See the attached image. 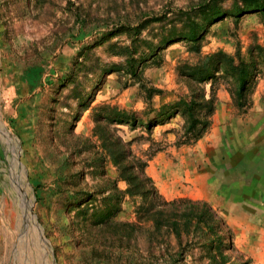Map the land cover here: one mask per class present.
I'll use <instances>...</instances> for the list:
<instances>
[{
    "label": "rangeland",
    "instance_id": "374dc122",
    "mask_svg": "<svg viewBox=\"0 0 264 264\" xmlns=\"http://www.w3.org/2000/svg\"><path fill=\"white\" fill-rule=\"evenodd\" d=\"M235 4L246 13L236 15ZM242 4L0 0V264H264V11L256 0ZM213 9L220 15L203 23ZM179 10L195 13L199 52L184 36L193 25L183 24ZM165 11L172 22H152L134 44L136 56H149L163 30L173 34L142 64L144 83L160 90L149 99L115 54L131 43L128 35L114 33L112 46L97 42L127 13ZM219 50L248 64L242 93L224 56L204 58ZM200 74L208 76L206 97L213 84L216 107L193 144H174L184 131L180 110L150 134L95 121L92 108L102 104L158 108L188 94ZM117 136L136 155L154 152L145 168L153 200L141 188L120 196L127 185L115 184V166L101 157V139L115 149ZM189 201L207 203L224 225L211 230L194 219L180 242L166 214L178 205L180 214ZM147 209L162 212L139 222Z\"/></svg>",
    "mask_w": 264,
    "mask_h": 264
},
{
    "label": "trees",
    "instance_id": "16d2710c",
    "mask_svg": "<svg viewBox=\"0 0 264 264\" xmlns=\"http://www.w3.org/2000/svg\"><path fill=\"white\" fill-rule=\"evenodd\" d=\"M238 1H242V3L244 4V0ZM256 2L257 9L260 11H264L263 1L256 0ZM197 8H200V6H198ZM240 8V6H237L235 4L234 9L236 10V15H242L246 13L244 7H242L241 9ZM179 13L185 19L183 21V24L187 22L188 24L193 25L190 26L187 34L184 36L188 41H190L194 45V50L196 52H199L200 49L198 48V46L200 43L199 41L201 40V26L197 22L196 16H194L195 13L191 14V11L188 12L184 10H179ZM219 15L220 12L218 10L215 11L213 9V12H208V14H205L203 16V23ZM75 16H78L80 21H85V19L82 18L79 14L76 13ZM124 18L125 20L119 19L117 21V23H119L121 26L116 27L114 23V25H112V27H114V32H107L103 34L99 38L97 44L102 45L103 43H106L108 46H112L114 44L110 42V38L114 35V33L124 31L126 35H128V38L131 43H129L128 45H119L118 50H116L115 54L126 58L123 65L125 67L126 73H128L133 78H136L140 83L144 84V86L146 87L145 92L147 93V98L150 99L154 91L159 92L160 90H157L153 86H147L144 83V78L141 74L142 64L148 59H150L149 56H156V53L154 52L158 51V47L167 46L172 43L171 35L173 34L168 33L169 35L166 34L165 36L166 31L163 30V33L161 34L162 36L158 41L157 47L154 48L153 52L150 53L149 56H136L137 50L134 47V44L137 41V38L140 36L141 32L150 27V24L152 22L160 23V27L163 28L164 26L172 22L171 17L167 16V11H165L164 14H154V16L151 17L147 15L135 17L133 14L127 13ZM218 55L224 56L226 58L227 64L231 67V69L237 70V73L239 74L241 79L239 93H242L245 89V84L247 82L246 78L249 76L248 64L245 63L241 58H239V55L229 56L224 54L221 50H219L217 53L205 56L204 58L208 59L212 58L213 56L216 57ZM235 57H237V61L235 60ZM109 70L113 72L116 70V68L112 67L109 68ZM193 76L195 77L197 85L194 86V88L190 89L188 94L180 95L177 97V99L164 103L158 108H148L144 111L137 112L127 110L125 108H118L117 106L102 104L92 108V111L95 115V121H115L116 124H128L131 129H135L137 126H142L145 128L146 132L150 134L154 126L160 123H165L166 118H171L172 114L180 110L182 118V128L184 131L182 135L176 134V141L174 144L176 146L193 144L199 138L202 137L204 132L209 127L210 119L216 107L215 94L212 88L213 84H211L210 93L208 97H206V91L204 86L202 85L208 81V76L204 74H202V76L200 74L199 76H197L198 78H196L195 75ZM89 102L91 103L92 100ZM89 105L90 104H87L86 107H88ZM101 140L102 149L105 151V153L101 155L102 160L106 162V158H109L118 173L117 179L113 181L115 182V184L118 181H123L127 185V189L125 191H119L120 196L124 197L125 194L133 196L134 194L139 193L137 190L141 188L144 190L142 193L143 197L146 198L150 196L151 200L156 198L158 196L156 190L152 186L150 177H148L145 172V168L147 167L148 161L154 155V152L145 154L144 157L136 155L131 149V141L125 142L121 137L118 136L115 141V149L111 147L110 139L104 140L102 138ZM104 174L105 173L103 172V175ZM173 203L174 202L170 203V205H174ZM180 208V205H178L173 209V211L169 212L170 216L169 213L168 215L166 214L167 217H169L170 219L172 218V222L171 220L169 221L171 228L174 230L172 234H174V236H176L180 242L182 240L181 235L184 234V231H186L191 226V223L194 221V219H197V223L203 224L204 226L210 229L214 228V225L216 224L218 227L224 225V222L219 217H217L212 208L205 202H185L183 203L182 210H178V212H180L179 214L177 213V209ZM139 211L137 212L141 213V210ZM161 212L162 211L151 212V209H147L144 211V213L140 214V216L138 217V221H146L151 216L154 217L156 213H158V216H160ZM174 214L180 216L178 219L182 222L176 220ZM228 239L230 240V238ZM212 244V242L211 245L204 242L203 246H207L208 248L213 249L214 246H212ZM221 247L222 245L219 243L218 248L221 249Z\"/></svg>",
    "mask_w": 264,
    "mask_h": 264
}]
</instances>
